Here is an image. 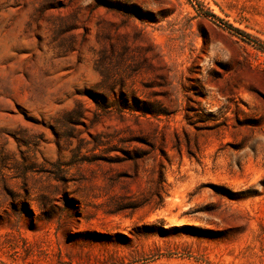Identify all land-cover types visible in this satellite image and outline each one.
<instances>
[{"label":"rangeland","instance_id":"374dc122","mask_svg":"<svg viewBox=\"0 0 264 264\" xmlns=\"http://www.w3.org/2000/svg\"><path fill=\"white\" fill-rule=\"evenodd\" d=\"M0 264H264V0H0Z\"/></svg>","mask_w":264,"mask_h":264},{"label":"bare ground","instance_id":"6f19581e","mask_svg":"<svg viewBox=\"0 0 264 264\" xmlns=\"http://www.w3.org/2000/svg\"><path fill=\"white\" fill-rule=\"evenodd\" d=\"M142 138H145V137H142ZM150 142H152L154 144H157L155 141H153L151 139H150ZM34 162H36L37 164H42L44 162V160L43 159H36V158H34ZM16 193L19 194L18 191ZM20 193H22V192H20Z\"/></svg>","mask_w":264,"mask_h":264},{"label":"trees","instance_id":"16d2710c","mask_svg":"<svg viewBox=\"0 0 264 264\" xmlns=\"http://www.w3.org/2000/svg\"><path fill=\"white\" fill-rule=\"evenodd\" d=\"M211 15H214L213 13H210ZM232 27V26H231ZM233 28H235V27H233ZM236 30H238L239 31V29L238 28H235Z\"/></svg>","mask_w":264,"mask_h":264}]
</instances>
